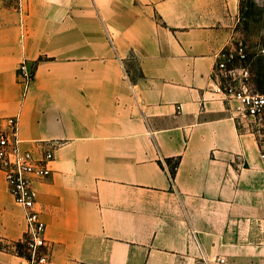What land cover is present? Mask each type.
<instances>
[{
	"label": "crops",
	"instance_id": "1",
	"mask_svg": "<svg viewBox=\"0 0 264 264\" xmlns=\"http://www.w3.org/2000/svg\"><path fill=\"white\" fill-rule=\"evenodd\" d=\"M249 1L0 0V118L54 151L37 185L54 264H264V148L216 76L240 45L264 58ZM26 230L0 171V264H25Z\"/></svg>",
	"mask_w": 264,
	"mask_h": 264
},
{
	"label": "built area",
	"instance_id": "2",
	"mask_svg": "<svg viewBox=\"0 0 264 264\" xmlns=\"http://www.w3.org/2000/svg\"><path fill=\"white\" fill-rule=\"evenodd\" d=\"M23 0H18L22 14ZM21 30L25 32V18L21 16ZM264 55V48L261 50ZM239 60L242 65L231 67ZM244 46L235 53L224 55L217 65V93L229 102H235L234 113L243 125L260 120L264 114V94L256 91L252 82L250 65ZM35 74L27 60L17 70V81L21 88L22 104L27 99ZM20 117L0 118V171L4 174L15 203L23 208L27 230L24 238L25 264H54L52 247L46 239V224L38 209V183L51 177L54 151L47 149L40 158L23 147L19 133ZM246 126V125H245ZM264 151V149H263ZM264 158V152H263ZM224 263L225 260H219Z\"/></svg>",
	"mask_w": 264,
	"mask_h": 264
},
{
	"label": "rangeland",
	"instance_id": "3",
	"mask_svg": "<svg viewBox=\"0 0 264 264\" xmlns=\"http://www.w3.org/2000/svg\"><path fill=\"white\" fill-rule=\"evenodd\" d=\"M257 1V0H256ZM259 3L249 1L245 5L244 17L246 22L252 24L255 48L259 50L264 46V0H258ZM253 85L257 92L264 94V58L259 56L251 67ZM240 121V120H239ZM241 122V121H240ZM246 127L256 133L259 141L264 148V114L262 119L256 121H249L245 123ZM243 126V124H242Z\"/></svg>",
	"mask_w": 264,
	"mask_h": 264
},
{
	"label": "trees",
	"instance_id": "4",
	"mask_svg": "<svg viewBox=\"0 0 264 264\" xmlns=\"http://www.w3.org/2000/svg\"><path fill=\"white\" fill-rule=\"evenodd\" d=\"M176 167L177 165H175L173 168H172V175L174 176L175 175V170H176ZM21 246H19V250H20ZM21 251V250H20ZM21 253V252H20Z\"/></svg>",
	"mask_w": 264,
	"mask_h": 264
}]
</instances>
